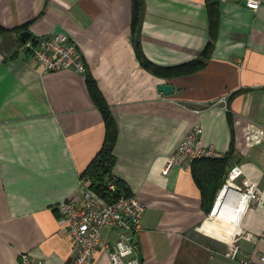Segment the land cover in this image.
Wrapping results in <instances>:
<instances>
[{
	"label": "crops",
	"instance_id": "crops-1",
	"mask_svg": "<svg viewBox=\"0 0 264 264\" xmlns=\"http://www.w3.org/2000/svg\"><path fill=\"white\" fill-rule=\"evenodd\" d=\"M142 1L139 43L150 62L173 68L201 56L212 27L206 0ZM132 4L0 0V264H20L25 253L44 264H71L75 251L57 207L88 188L80 175L105 138L85 74L45 73L18 50L22 40L10 30L22 26L29 38L71 37L109 105L118 130L113 175L146 206L136 237L142 264H232L226 253L233 236L242 255L264 254V206L238 211L217 204L207 215L191 163L163 174L193 130L202 146L225 156L230 115L229 170L237 165L244 172L230 186L253 181L264 188V139L251 140L264 131V6L253 12L239 1L219 0L206 67L162 79L137 59ZM162 84L173 92L165 95ZM91 264L110 263L99 249Z\"/></svg>",
	"mask_w": 264,
	"mask_h": 264
},
{
	"label": "built area",
	"instance_id": "built-area-1",
	"mask_svg": "<svg viewBox=\"0 0 264 264\" xmlns=\"http://www.w3.org/2000/svg\"><path fill=\"white\" fill-rule=\"evenodd\" d=\"M226 1V0H220ZM249 10L257 12L264 6V0H236ZM36 44L26 40L19 46L22 54H29L43 67L44 72L73 71L84 74L87 70L78 44L66 34H53L44 38H36ZM225 103V100L223 99ZM259 143L264 139V131L256 130L251 140ZM219 154L211 147H204L198 140V130L190 132L170 155L163 174L167 175L174 166H185L195 159L216 158ZM244 175L241 166H233L228 173L227 182L234 183ZM84 183V182H83ZM114 190V185H110ZM236 191L245 196V208L256 203L264 206V188L257 182L249 181L243 190ZM243 209V211H244ZM60 218L66 223L67 231L75 257L71 264H91L97 250L107 257L110 264H142L139 257L137 233L141 230V220L146 206L135 196H123L114 202H106L95 196L84 186L80 198H71L57 207ZM242 213V212H241ZM241 215V214H240ZM108 230L112 236L105 238ZM233 236L228 244L226 256L232 264H264V254L246 256L240 253ZM20 264H44L40 259L29 254H21Z\"/></svg>",
	"mask_w": 264,
	"mask_h": 264
},
{
	"label": "trees",
	"instance_id": "trees-1",
	"mask_svg": "<svg viewBox=\"0 0 264 264\" xmlns=\"http://www.w3.org/2000/svg\"><path fill=\"white\" fill-rule=\"evenodd\" d=\"M132 2L131 32L133 46L136 51L137 59L145 70L159 78L170 79L191 75L206 67L216 37L214 30L215 28L217 29L218 25L219 0H206V8L212 24L210 40L206 49L199 58L173 68H162L153 64L142 52L139 43V32L141 21L143 19L144 3L142 0H132ZM26 28L27 26H22L10 31L18 36L20 42L19 35L25 32ZM0 30L2 31L1 28ZM35 39L36 38L31 37L28 40H31L33 44H36ZM24 42L25 41H21L20 46L24 44ZM84 74L89 95L103 118L105 138L101 149L86 170L81 173L80 177L83 182L87 183L89 191L101 200L111 203L123 196H130L131 194L127 184L113 175V168L116 161L113 152L118 138L117 125L111 114L110 107L100 92L97 83L92 76L87 73V70ZM227 118L231 129L229 152L223 157L201 158L195 159L191 162L192 178L201 193L202 208L207 215L212 212L216 198L225 185L228 173L231 170H229L230 161L233 160L234 157L235 141L233 136L232 119L230 115H228ZM110 185H114V190L109 188Z\"/></svg>",
	"mask_w": 264,
	"mask_h": 264
},
{
	"label": "bare ground",
	"instance_id": "bare-ground-1",
	"mask_svg": "<svg viewBox=\"0 0 264 264\" xmlns=\"http://www.w3.org/2000/svg\"><path fill=\"white\" fill-rule=\"evenodd\" d=\"M232 182L229 180L225 187L219 192L220 198L224 197L225 201L222 204L221 200L217 201L218 205L228 207L230 209L241 211L245 207V196L236 191L235 188L230 186ZM222 196V197H221Z\"/></svg>",
	"mask_w": 264,
	"mask_h": 264
},
{
	"label": "water",
	"instance_id": "water-1",
	"mask_svg": "<svg viewBox=\"0 0 264 264\" xmlns=\"http://www.w3.org/2000/svg\"><path fill=\"white\" fill-rule=\"evenodd\" d=\"M29 37H30V33H29V32H23V33L20 34V38H21L22 41H26V40H28ZM159 90H160L161 92H163L165 95H170V94L173 92L174 88H173L172 85H169V84H162V85L159 86ZM224 187H225V186H224ZM224 187H223V188H224ZM221 197H222V196H221ZM219 199L221 200V203H222V204H223L224 201H225V198H224V197L220 198V195L218 194V196H217V198H216V201H215V204H214V207H213L212 212H211L212 215H214V214H215V211L217 210V201H218Z\"/></svg>",
	"mask_w": 264,
	"mask_h": 264
},
{
	"label": "rangeland",
	"instance_id": "rangeland-1",
	"mask_svg": "<svg viewBox=\"0 0 264 264\" xmlns=\"http://www.w3.org/2000/svg\"><path fill=\"white\" fill-rule=\"evenodd\" d=\"M226 183H227V180H226V182H225V185H226ZM233 184H235V183H233ZM237 184H238V185H240V186H242V183H241L240 181H239V182H237ZM225 185H224V186H225ZM235 185H236V184H235ZM235 185H234V186H235ZM240 188H242L243 190L245 189V187H244V186H242V187H240Z\"/></svg>",
	"mask_w": 264,
	"mask_h": 264
}]
</instances>
